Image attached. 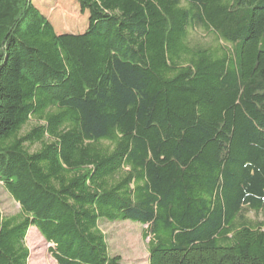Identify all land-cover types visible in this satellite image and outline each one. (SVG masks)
I'll return each mask as SVG.
<instances>
[{
	"label": "trees",
	"instance_id": "16d2710c",
	"mask_svg": "<svg viewBox=\"0 0 264 264\" xmlns=\"http://www.w3.org/2000/svg\"><path fill=\"white\" fill-rule=\"evenodd\" d=\"M74 1L79 33L0 0V264L30 227L57 264H123L100 222L127 220L147 264H264V0Z\"/></svg>",
	"mask_w": 264,
	"mask_h": 264
},
{
	"label": "rangeland",
	"instance_id": "374dc122",
	"mask_svg": "<svg viewBox=\"0 0 264 264\" xmlns=\"http://www.w3.org/2000/svg\"><path fill=\"white\" fill-rule=\"evenodd\" d=\"M34 5L50 20L57 33H79L85 30L88 23L87 13H81L74 0H65L70 11L66 15L72 18H64L65 13L59 11L57 0H32ZM55 29V28H54ZM195 42H207L209 37L201 31L191 34ZM19 211V205L8 194L0 183V214L11 215ZM248 217L262 218V215L249 213ZM141 226L132 221L100 222V228L106 234L108 250L111 254L119 255L123 264H147L148 240L143 239ZM26 246L30 250L27 264H57L48 252L50 244L44 241L36 228L30 227L25 237Z\"/></svg>",
	"mask_w": 264,
	"mask_h": 264
}]
</instances>
